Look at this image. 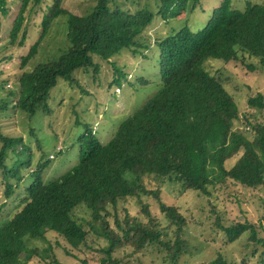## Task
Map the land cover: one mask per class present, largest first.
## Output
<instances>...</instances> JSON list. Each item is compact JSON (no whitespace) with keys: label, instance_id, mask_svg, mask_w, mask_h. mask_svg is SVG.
<instances>
[{"label":"trees","instance_id":"obj_1","mask_svg":"<svg viewBox=\"0 0 264 264\" xmlns=\"http://www.w3.org/2000/svg\"><path fill=\"white\" fill-rule=\"evenodd\" d=\"M42 1L21 0L9 32L11 43L20 36L18 43L22 44L27 34L22 30L25 14H31ZM52 1L49 14L42 20V32L22 56L21 64L24 66L36 54L51 20L61 14L66 16L69 47L56 59L40 62L20 74L15 106L29 116L39 108L48 110L50 90L59 79L72 83L75 71L95 69V56L108 60L123 50L141 53L148 46L144 33L156 16L148 8L130 11L118 5L111 7L109 0H96L85 14L71 13L62 8L63 0ZM153 1L158 4V13L170 18L182 11H194L200 0ZM6 14L5 0H0V29ZM155 45L159 50L158 90L119 124L108 142H100L95 131L86 128L78 137L76 164L58 178L43 181L44 164L32 171L30 181L18 193V210L0 224V264H30L34 257L39 264L47 257L62 264L48 237L51 233L60 238L61 251L72 257H76L73 251L85 246L87 237L93 234L106 242L98 248L104 254L102 264H119L113 255L122 247L133 246L135 252L149 244L163 245L170 263L177 264L184 240L164 242L152 219L145 224L136 217L119 218L115 213V227L110 226L108 207L115 208L126 197L138 198L133 184L136 178L152 174L177 183L181 190L204 194L229 178L246 187L264 185V120L257 116L264 110V96L261 92L250 96L247 105L253 109L239 114L232 96L205 66L208 59L244 64L251 59L246 63L250 70L255 69L254 62L264 66V0L247 1L242 10L234 8L232 0H222L202 28L193 31L184 25L155 39ZM114 68L116 74L110 85H120L124 73ZM1 107L6 109L7 101ZM0 142L4 196L9 198L22 179L17 173L19 166L29 164L21 155L28 146L21 137L1 132ZM17 144L20 152L15 150ZM8 150L17 156L12 168L5 163ZM234 156V164L226 168L225 162ZM10 176L15 184L10 183ZM151 193L157 196V192ZM80 205L90 212L88 228L73 216ZM159 208L177 227L176 233L181 232L184 217L178 209L163 202H159ZM145 213L150 215L147 210ZM225 231L229 242L246 231L251 239L262 240L250 224L236 223ZM207 264L230 263L218 256Z\"/></svg>","mask_w":264,"mask_h":264},{"label":"rangeland","instance_id":"obj_2","mask_svg":"<svg viewBox=\"0 0 264 264\" xmlns=\"http://www.w3.org/2000/svg\"><path fill=\"white\" fill-rule=\"evenodd\" d=\"M109 1L111 7L118 5L130 11L148 8L156 14L144 33L148 46L142 48L138 54L123 50L108 60L95 56V69L88 67L75 71L72 83L59 79L50 90L48 110L43 112L39 108L33 116H29L15 106L19 92L18 78L24 70H32L38 63L56 59L66 51L69 47L66 16L61 14L51 20L36 54L22 66L21 58L39 38L43 17L49 14L53 1L44 0L31 14H25L22 30L26 29L27 34L22 44H19L20 36L16 42L11 43L9 32L21 0H5L7 14L1 19L0 29V132L8 137L22 138L28 150L21 155L29 160V164L19 166L17 173L22 179L12 189L9 198L4 196L6 181L3 170L0 169V224L18 210V193L24 190L30 181V174L37 166H45L42 171L43 181L49 182L58 178L76 164L79 153L78 137L86 128L95 131L100 142H108L119 124L158 90L159 50L155 39L184 25H188L193 31L202 28L213 8L222 0H200L194 11H182L170 18H163L158 13V4L153 0H136V3L130 0ZM247 1L260 3L263 0H232V6L242 10ZM95 3L96 0H63L61 6L68 12L85 14L92 10ZM250 61L252 60L245 62ZM246 63L236 60L205 61L206 68L219 79L238 105L239 114L253 109L247 105L250 96H255L258 92L264 96V66L254 62L255 69L250 70ZM114 67L124 73L120 85H110L116 74ZM116 87L118 88L115 90ZM5 101L7 107L3 109L1 104ZM257 116L263 121L264 110ZM1 145L0 142V147ZM15 150L20 152V144L15 146ZM16 158L8 150L6 165L12 168ZM235 159V156L228 159L225 167H231ZM9 181L16 183L12 176ZM133 184L139 192L138 198L126 197L115 208L108 207L111 227H115V213L119 218L124 215L136 217L145 224L152 219L164 242L173 243L176 238L184 240V250L179 254L177 264H207L218 256H222L230 264H259L264 261V185L246 187L229 178L221 184L209 187V193L204 194L189 189L181 190L177 183L152 174L136 178ZM141 186L148 191L144 192ZM151 191L157 192V196ZM159 202L175 206L184 217L182 230L178 234L177 227L160 210ZM73 216L86 228L92 222L90 212L84 205L78 206L73 211ZM236 223L250 224L257 237L262 240L251 239L249 231H246L229 242L225 229ZM48 237L60 263L83 264L86 261L87 264H102L104 254L98 248L105 245L104 239L90 234L86 245L80 250H74L76 257H72L61 251L60 238L56 234L51 233ZM37 244L39 248L43 247L42 243ZM113 257L119 259V264H171L167 249L158 244H149L143 250L135 252L133 246L128 245L120 248ZM46 259L40 264H57L51 257ZM37 260V257L32 258L30 264H39Z\"/></svg>","mask_w":264,"mask_h":264}]
</instances>
